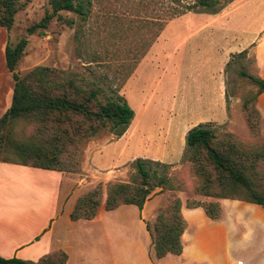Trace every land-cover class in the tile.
Returning a JSON list of instances; mask_svg holds the SVG:
<instances>
[{"label":"rangeland","instance_id":"1","mask_svg":"<svg viewBox=\"0 0 264 264\" xmlns=\"http://www.w3.org/2000/svg\"><path fill=\"white\" fill-rule=\"evenodd\" d=\"M90 1L89 5L84 0L91 7L87 15L61 10L46 28L30 33L52 6L49 0H18L12 28L3 27L8 33L7 45L27 39L14 72L25 76L36 67H47L51 69L49 79H72L86 91L99 88L103 102L114 91L124 93L135 111L123 136H116L108 127L88 140L79 172L87 176L86 186L74 195L90 184L130 182L138 158L169 164L167 175L175 189L157 188L143 209L124 204L104 212L103 220L72 224L69 210L73 201L62 205L52 222L49 215L54 212L56 187L40 183V204L25 202L30 204L25 210L40 219L26 234L48 222L55 246L66 247L72 260L98 257L115 258L118 264H155L158 257L147 227L153 221L140 216L146 209L159 212L173 198L197 194L200 180L187 151L188 130L212 122L220 138L232 133L247 147L258 145L243 107L258 87L242 71L264 76V0H233L217 13L186 8L194 0ZM12 130L18 139L35 132L33 125L23 121ZM92 152L97 153V171L90 166ZM30 182L35 187L33 179ZM240 203L258 209L252 203ZM13 206V200L7 198L4 213L10 214ZM189 210L198 215L191 224L197 230L199 264H207L204 259L225 264L230 259L229 232L217 229L219 220L208 219L203 211Z\"/></svg>","mask_w":264,"mask_h":264},{"label":"trees","instance_id":"2","mask_svg":"<svg viewBox=\"0 0 264 264\" xmlns=\"http://www.w3.org/2000/svg\"><path fill=\"white\" fill-rule=\"evenodd\" d=\"M232 1L194 0L186 8L202 7L217 13ZM49 2L52 11L33 25L30 33L37 28H46L61 10L85 16L91 8L90 0L88 8L84 0ZM18 9V0H0V26L11 29ZM26 44L27 39H22L16 46L9 43L6 46V63L13 75L14 91L10 108L0 117V162L79 173L88 140L108 127L116 136H123L135 117V111L119 91H114L103 102L99 99V88L86 91L72 79H49L51 69L47 67L39 66L27 75L19 76L14 71ZM242 74L258 87L243 104L250 134L259 140L258 145L247 147L232 133L220 138L212 122H202L188 130L187 151L200 182L195 196L187 197L184 202L180 197L173 198L156 221L147 224L158 258L183 252V235L187 228L181 212L184 204L190 208H202L212 219L222 216L224 199L253 202L264 209V135L262 113L258 107L259 96L264 92V78L246 71ZM18 121L33 125L35 132L27 138H15L12 128ZM135 167L130 182H99L83 193L76 201L71 218L93 219L102 205L107 210L124 204L143 209L157 188L160 191L175 189L167 175L169 164L138 158ZM67 260L68 253L63 249L47 253L38 260L0 255V264H66Z\"/></svg>","mask_w":264,"mask_h":264},{"label":"crops","instance_id":"3","mask_svg":"<svg viewBox=\"0 0 264 264\" xmlns=\"http://www.w3.org/2000/svg\"><path fill=\"white\" fill-rule=\"evenodd\" d=\"M7 35L8 33L5 28L0 26V117L10 108L14 91L13 75L7 67L5 56ZM133 76H137V71ZM262 78H264V76ZM121 94L126 97L124 93ZM258 107L262 113V132L264 135V92L259 96ZM90 162L93 171L100 169L97 153L92 152L90 154ZM86 177L87 176L83 173H70L9 162H0V255L5 258L17 257L25 260H38L45 254L57 249H63L67 252L66 247L55 246L54 239L51 235L53 231H47L48 222L42 223L39 226V230L31 232L30 235L26 234L34 223H38L40 217L36 214L31 215L32 212L26 211V206L30 204H25V202L37 201L36 203L40 204L37 194L42 185L56 187L57 192L55 193V199H53L54 212L49 215L52 222L61 211L62 205H66L72 201L73 205L69 210V217L71 222H73L72 224L80 221L95 222L103 220L104 212L115 211L117 208L107 210L104 205H102L93 219L73 220L71 218V212L77 199L96 184H90L85 191L80 194L76 193L77 196L74 195L78 189L86 186L83 183ZM31 179H33L35 187L31 184ZM43 197L47 196L43 195ZM7 198L12 199L14 203L12 211L9 212L10 214H5L3 211L4 203ZM181 199L184 202L186 198ZM22 200L24 202L23 206H21ZM240 201L244 200L224 199L223 214L218 219L208 217L205 211L200 207L190 208L184 204L181 212L187 221V228L183 235V252L180 255L168 254L164 258H158L155 264H199L202 261V259L198 257L199 255L197 256V230L193 229L191 224V219H196L198 215L191 213L189 209H199L203 211L208 219L213 221L219 220L217 229L221 227L229 232L231 245L228 246L227 252L230 259L226 260L225 264H264V209L256 203L244 201L256 206L258 209L255 210L250 207L251 205H241ZM168 205L169 204L163 209ZM163 209L159 212L155 209H151L150 211L146 209L145 215L143 216L141 214L140 217L143 220L149 219L154 223L158 214ZM199 218L201 219L202 216H199ZM204 260L207 264H214L211 263L209 259ZM66 264H118V262L115 258L101 259L98 257L72 260L68 253Z\"/></svg>","mask_w":264,"mask_h":264}]
</instances>
